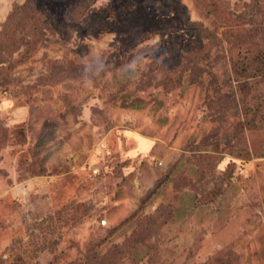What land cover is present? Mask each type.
Returning a JSON list of instances; mask_svg holds the SVG:
<instances>
[{"label": "rangeland", "instance_id": "obj_1", "mask_svg": "<svg viewBox=\"0 0 264 264\" xmlns=\"http://www.w3.org/2000/svg\"><path fill=\"white\" fill-rule=\"evenodd\" d=\"M35 1L0 63V264H264V71L236 73L264 0H96L93 32Z\"/></svg>", "mask_w": 264, "mask_h": 264}, {"label": "trees", "instance_id": "obj_2", "mask_svg": "<svg viewBox=\"0 0 264 264\" xmlns=\"http://www.w3.org/2000/svg\"><path fill=\"white\" fill-rule=\"evenodd\" d=\"M95 1L96 0H76V2L73 5H70L69 9H67L69 14L67 23L72 25L75 21H80V24L84 25L85 29L93 32L92 29H94V24L89 20L90 17L92 18V15L89 17L85 11L93 5ZM35 2V0H26L22 5H16L8 16L5 24L2 26L0 31L1 64L3 63V55L5 53L9 54L11 51H16L20 46V42L12 38L14 31L20 29L24 30V33H29L30 37H39L43 34L42 29L44 28L45 22L40 21L39 17H37V12H39V10L36 8ZM20 14L30 18V22H23V18L21 17L22 15ZM79 15L82 17L81 20H78L80 18ZM9 27L10 29H8ZM4 39H8V41L5 42ZM247 53L242 54L243 57H247L242 60V64L238 66L240 70L236 73L240 74L243 72L244 74L242 75H245V77H250L251 75H262L264 71V50H259L256 54L250 52ZM241 68H243L242 72ZM1 69L2 66L0 65V71ZM252 70L253 73H250Z\"/></svg>", "mask_w": 264, "mask_h": 264}]
</instances>
